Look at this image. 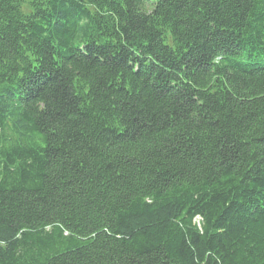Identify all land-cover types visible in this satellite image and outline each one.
I'll return each instance as SVG.
<instances>
[{
    "label": "trees",
    "instance_id": "1",
    "mask_svg": "<svg viewBox=\"0 0 264 264\" xmlns=\"http://www.w3.org/2000/svg\"><path fill=\"white\" fill-rule=\"evenodd\" d=\"M0 264H264V0H0Z\"/></svg>",
    "mask_w": 264,
    "mask_h": 264
}]
</instances>
